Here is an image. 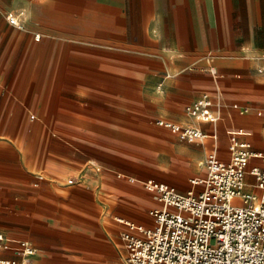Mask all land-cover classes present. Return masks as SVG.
<instances>
[{
    "label": "crops",
    "instance_id": "crops-1",
    "mask_svg": "<svg viewBox=\"0 0 264 264\" xmlns=\"http://www.w3.org/2000/svg\"><path fill=\"white\" fill-rule=\"evenodd\" d=\"M203 93L214 124L185 113ZM232 140L264 152V0H0V258L26 240L24 264H125V222L160 206L143 182L184 193Z\"/></svg>",
    "mask_w": 264,
    "mask_h": 264
},
{
    "label": "built area",
    "instance_id": "built-area-1",
    "mask_svg": "<svg viewBox=\"0 0 264 264\" xmlns=\"http://www.w3.org/2000/svg\"><path fill=\"white\" fill-rule=\"evenodd\" d=\"M6 17L10 24L22 26L12 13ZM209 71L217 75L213 67ZM185 113L212 124L218 120L207 93L188 104ZM155 124L187 139L205 138L201 129L190 124L163 118ZM227 150L226 159L215 149L208 152L205 174L190 179L191 188L184 193L154 179L143 182L156 192L160 206L149 211L152 226L125 222L120 234L125 264H264V152L238 140H232ZM250 158L261 163L249 167ZM247 173L254 177L258 193L245 190ZM42 179L36 175L34 185ZM3 240L0 234V249ZM19 246V260L0 258V264H24L36 252L26 240Z\"/></svg>",
    "mask_w": 264,
    "mask_h": 264
},
{
    "label": "rangeland",
    "instance_id": "rangeland-1",
    "mask_svg": "<svg viewBox=\"0 0 264 264\" xmlns=\"http://www.w3.org/2000/svg\"><path fill=\"white\" fill-rule=\"evenodd\" d=\"M154 119H152V123L151 124H148L149 126H152V125H154ZM159 128V127H158ZM160 130H164V129H162V128H160ZM164 132H166V131H164ZM127 152L131 155V156H133V158H135L136 160H141V163H145L146 164V162H147V160H149V159H151V160H154V157H150V155H147V154H144L143 152H141L140 150H139V148H137V147H131L130 149H128L127 150ZM204 159V158H203ZM203 159H202V161H203ZM156 161H158V163H160V162H162L163 163V166L164 167H166V168H163L162 170H163V172L164 173H166L167 172V167H168V161H167V159H165L164 158V156H159L157 159H156ZM200 167V169H201V171L203 170V168H202V165L201 166H199ZM166 171V172H165ZM201 171L199 172V173H201ZM198 173V174H199ZM196 174V172L195 171H193V173H191V174H189L188 176H187V182H188V179H189V177H192V176H194ZM121 264H124V259L123 260H121Z\"/></svg>",
    "mask_w": 264,
    "mask_h": 264
}]
</instances>
